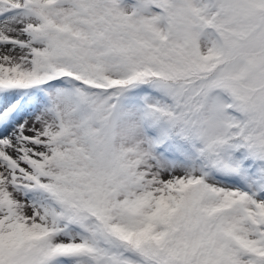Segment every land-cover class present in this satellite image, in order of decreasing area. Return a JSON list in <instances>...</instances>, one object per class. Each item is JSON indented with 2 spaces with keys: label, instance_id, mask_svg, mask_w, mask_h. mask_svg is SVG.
I'll return each mask as SVG.
<instances>
[{
  "label": "snow or ice",
  "instance_id": "snow-or-ice-1",
  "mask_svg": "<svg viewBox=\"0 0 264 264\" xmlns=\"http://www.w3.org/2000/svg\"><path fill=\"white\" fill-rule=\"evenodd\" d=\"M0 264H264V0H0Z\"/></svg>",
  "mask_w": 264,
  "mask_h": 264
}]
</instances>
